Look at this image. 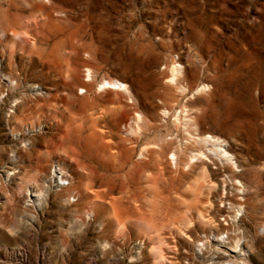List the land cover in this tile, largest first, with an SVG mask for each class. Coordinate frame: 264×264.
<instances>
[{
    "label": "rangeland",
    "instance_id": "374dc122",
    "mask_svg": "<svg viewBox=\"0 0 264 264\" xmlns=\"http://www.w3.org/2000/svg\"><path fill=\"white\" fill-rule=\"evenodd\" d=\"M214 237L264 264V0H0V264H229Z\"/></svg>",
    "mask_w": 264,
    "mask_h": 264
},
{
    "label": "bare ground",
    "instance_id": "6f19581e",
    "mask_svg": "<svg viewBox=\"0 0 264 264\" xmlns=\"http://www.w3.org/2000/svg\"><path fill=\"white\" fill-rule=\"evenodd\" d=\"M6 11H8V10H6ZM105 82L108 83V84H116V85L118 84V85H121L123 87H126L127 86L126 83H124V82L123 83L118 82L117 79L112 80V81H108L107 80ZM196 134L199 136V137L196 138L197 141H203L204 143L207 142V141H213L212 140V137L209 134L204 133L203 130L200 129V128L197 129V133ZM225 150L222 149V148H220L221 157H224V159H225V157L227 155H229V154H227L228 152L225 151ZM204 154L205 153H204V150L202 148L192 149L190 151L189 155H188L187 163H189L190 160H192V158H194V157L204 158ZM172 156L174 157L173 159H176V157H175L176 156V153L175 152L172 153ZM226 163L229 165V162L226 161ZM235 170H236V168H234V165H231L230 166L231 177L233 178V180L236 181L239 177L243 176L244 174H238V172H236ZM240 199H241L240 196H238V197H233V198L227 199V200H228V203L231 206H233V208H236L237 211L238 210L240 211L241 208H242V202H240ZM211 239L217 245V248H218V252L219 253H221L223 255H226V256H230L232 258L231 260H229L230 258L228 259L229 260V264H255L254 263V260H253V257L245 256V253L243 252V249L247 247L246 244H241L240 243V244L233 245V244L230 243L229 240L223 239L222 237H220V238H218V237L215 238L214 237V238H211ZM237 260L238 261L240 260V261L239 262H236Z\"/></svg>",
    "mask_w": 264,
    "mask_h": 264
}]
</instances>
